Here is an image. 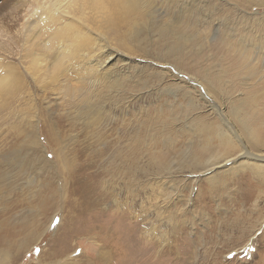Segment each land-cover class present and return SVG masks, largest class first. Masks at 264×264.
Here are the masks:
<instances>
[{
    "label": "rangeland",
    "instance_id": "374dc122",
    "mask_svg": "<svg viewBox=\"0 0 264 264\" xmlns=\"http://www.w3.org/2000/svg\"><path fill=\"white\" fill-rule=\"evenodd\" d=\"M35 1L0 0L1 39L11 13ZM138 4L108 34L113 55L96 62L86 51L46 83L21 68L28 94L0 93V264H56L44 255L83 195L107 212L96 230L118 217L122 229L137 224V264H264V184L245 198L248 172L222 167L245 149L264 152L241 123L264 139V0ZM92 212L59 263L101 250L85 230Z\"/></svg>",
    "mask_w": 264,
    "mask_h": 264
},
{
    "label": "bare ground",
    "instance_id": "6f19581e",
    "mask_svg": "<svg viewBox=\"0 0 264 264\" xmlns=\"http://www.w3.org/2000/svg\"><path fill=\"white\" fill-rule=\"evenodd\" d=\"M138 3L139 0H37L33 2L32 6L23 7L22 11H19V8L15 9V12L11 13L12 16L9 21L8 30L10 32L6 29L8 34L6 41L10 45H7L6 41L0 38V93L14 97L28 94L27 91L25 92L28 84L21 68L26 75L36 76L38 79L40 78L41 82L46 83L49 80L57 81L64 72V65L67 62L75 61V59H81L86 51L93 57L92 61L96 62H99L98 59L101 55L108 53L113 55L114 49L110 46L108 34L117 30L129 15L138 11ZM21 39L24 41H21ZM39 40L41 41V50L37 48L39 47V44H37ZM99 40L100 42L94 48L95 43ZM33 41L37 42L33 43ZM54 50L61 51L59 56L51 62L50 54ZM107 61L103 64H107ZM28 98H31V96H28ZM241 123L244 125L251 145L259 150L260 147H264V139L261 138L259 132L249 127L246 120H242ZM226 128L230 131L228 126ZM223 135L227 137V142L233 145L228 134L223 133ZM29 142L34 146L36 145L37 152L42 154V145L38 143L36 138L30 137ZM258 152L252 153L245 149V152L238 157L225 158L222 164L224 168L231 166V171L237 169L248 172L240 179V182L244 185L245 198H249L256 187L257 184L253 182L254 180L261 181L264 184V152ZM242 159L247 160V162H243L237 167L234 166ZM215 176L217 175L212 176L211 180H214ZM71 180L74 185L73 195L77 196L79 195L78 192L82 191V187L76 186L75 181ZM77 182L79 183V181ZM82 199L83 201L80 203L77 200L74 201V205L78 210H82L81 213L72 215L69 220L61 223L67 231L66 235L59 236V239L56 238L50 244V253L45 254V249H43L39 258L45 254L44 256L51 261L55 260L54 263L56 264H137L136 250L140 247H137L135 243L138 241L139 246H141L138 230L135 227L137 224L132 221L129 223L128 228L122 229V223L127 219L118 217L117 221L113 219L106 221V224L101 226L100 230H96V224L99 225L96 222L100 220L98 218L103 220L107 212L100 209L99 200L90 201L85 195ZM94 207L97 213L92 212V214L96 213L97 218H93L94 221L91 220L93 224H89V230H85L89 234L98 233L97 237L102 239L104 243L101 250L92 252L87 260L83 261L84 263H81L79 259H75L77 257L73 258L72 255L64 263H59L58 260L68 254L70 241L80 234H85L78 229V219L84 211L88 213L91 210L93 211ZM98 211L101 213H98ZM109 226H111L110 229L114 228V231H110ZM30 238V243L38 245V243H42L43 234L30 236ZM61 242L64 246H60ZM153 251L156 255L154 249ZM11 259L10 261L6 259L5 264H10ZM14 260L16 258L13 259V263Z\"/></svg>",
    "mask_w": 264,
    "mask_h": 264
},
{
    "label": "snow or ice",
    "instance_id": "6c2138e0",
    "mask_svg": "<svg viewBox=\"0 0 264 264\" xmlns=\"http://www.w3.org/2000/svg\"><path fill=\"white\" fill-rule=\"evenodd\" d=\"M48 160H52L53 154L51 152L45 153Z\"/></svg>",
    "mask_w": 264,
    "mask_h": 264
}]
</instances>
